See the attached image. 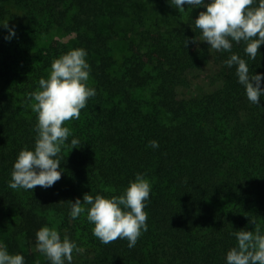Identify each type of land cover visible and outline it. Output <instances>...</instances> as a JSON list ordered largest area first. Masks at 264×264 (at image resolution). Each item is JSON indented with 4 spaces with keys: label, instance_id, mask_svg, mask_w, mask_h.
Listing matches in <instances>:
<instances>
[{
    "label": "trees",
    "instance_id": "obj_1",
    "mask_svg": "<svg viewBox=\"0 0 264 264\" xmlns=\"http://www.w3.org/2000/svg\"><path fill=\"white\" fill-rule=\"evenodd\" d=\"M205 10L181 12L169 0H0V241L10 254L50 264L36 232L53 221L83 249L71 264H226L234 231L256 224L264 232V97L260 107L250 103L235 66L224 63L235 53L264 74V45L255 60L243 43L216 52L194 24ZM8 21L16 31L10 41ZM185 39L196 43L186 47ZM116 44L125 47L118 68ZM77 48L87 50L88 86L97 92L79 120L65 121L69 142L79 138L81 148L62 150L53 187L13 190V164L35 145L28 94L54 59ZM209 64L218 86L182 98L188 75ZM152 140L158 149L148 146ZM138 173L152 192L148 230L135 247L121 239L102 244L86 214L69 217L68 202L121 195Z\"/></svg>",
    "mask_w": 264,
    "mask_h": 264
},
{
    "label": "clouds",
    "instance_id": "obj_2",
    "mask_svg": "<svg viewBox=\"0 0 264 264\" xmlns=\"http://www.w3.org/2000/svg\"><path fill=\"white\" fill-rule=\"evenodd\" d=\"M170 6L181 12L187 9H206L199 12L194 24L201 31L202 39L216 52L232 53L233 44L245 45L244 53L249 60L261 55L264 45V0H169ZM4 36L10 41L16 36L14 27L3 25ZM196 41L185 39V46ZM87 50L72 49L54 59L47 79L38 81L39 88L28 94L32 111L37 114L33 150H21L13 164L8 187L13 190H34L37 186L48 189L61 179V153L65 148H81L79 138L65 121L79 120L81 110L87 107L90 98L97 95L94 87L88 86L91 66ZM228 68L235 66L238 83L244 88L248 101L260 107L264 97V74L250 70L248 62L232 53L224 62ZM149 147L159 148L156 140ZM152 192L151 183L144 174L138 173L134 181L121 195L106 198L102 195L85 194L83 202L77 198L70 205L69 217L76 220L86 214L93 224L92 234L102 244L117 239L127 240L128 248L136 246L138 239L148 230V213L144 210ZM254 223V222H252ZM255 224V223H254ZM255 231L241 229L232 235L237 245L225 257L226 264H264V232L255 224ZM36 248L50 264H71L73 253L83 249L68 236L61 237L55 227L44 226L36 232ZM0 264H26L21 254H10L7 245L0 241Z\"/></svg>",
    "mask_w": 264,
    "mask_h": 264
},
{
    "label": "rangeland",
    "instance_id": "obj_3",
    "mask_svg": "<svg viewBox=\"0 0 264 264\" xmlns=\"http://www.w3.org/2000/svg\"><path fill=\"white\" fill-rule=\"evenodd\" d=\"M5 24H7L8 27H11L14 22L8 21ZM124 53L125 47L123 46V44H116L114 50V55L117 57L116 68L120 66ZM215 73L216 71L214 69V66L210 64L199 71L191 72L187 77L186 85L179 90L180 96L182 98L191 100L200 98L204 94L213 90L216 86H218V84H211L210 82L212 75H214ZM53 226L56 227L54 221Z\"/></svg>",
    "mask_w": 264,
    "mask_h": 264
}]
</instances>
